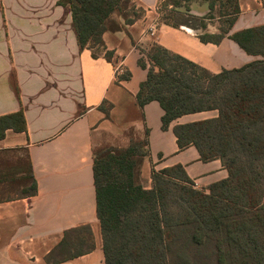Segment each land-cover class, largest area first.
<instances>
[{
    "label": "trees",
    "instance_id": "16d2710c",
    "mask_svg": "<svg viewBox=\"0 0 264 264\" xmlns=\"http://www.w3.org/2000/svg\"><path fill=\"white\" fill-rule=\"evenodd\" d=\"M193 1L206 2L209 11L190 13ZM215 2L160 0L158 10L163 23L189 27L202 42L219 43L229 37L246 53L261 58L212 73L151 43L139 48L138 64L147 73L135 99L141 108L152 100L159 103L162 129L181 115L215 110L213 117L175 125L173 133L180 149L193 145L202 161L219 159L227 177L204 192L194 188L181 165L151 166L152 184L144 187L141 164L149 154L147 128L142 137L132 128L126 130L129 142L124 147L94 146L92 174L104 264H264V24L229 33L238 2L233 0L217 15ZM58 3L70 10L78 46L93 56L102 50L106 59L112 52L104 46L103 32L121 30L141 14L131 0ZM215 22L216 31L211 32L209 25ZM129 76L124 70L117 81ZM103 104L99 108L108 116L111 105ZM25 127L22 110L0 115V139L7 129ZM25 160L26 170L10 171L8 163L0 164V185L10 182L22 189L14 197L36 193L31 164ZM80 229L88 236L86 249L53 258L58 250L64 251L68 233ZM93 248L90 227L82 225L66 231L45 262L58 264Z\"/></svg>",
    "mask_w": 264,
    "mask_h": 264
},
{
    "label": "crops",
    "instance_id": "0c3cea01",
    "mask_svg": "<svg viewBox=\"0 0 264 264\" xmlns=\"http://www.w3.org/2000/svg\"><path fill=\"white\" fill-rule=\"evenodd\" d=\"M58 1L0 0V115L22 110L26 124L24 131H5L0 155L23 152L36 180L34 195L0 199V264H47L45 256L65 232L82 225H89L94 248L58 264H104L92 148L126 146L129 128L139 137L148 129L143 179L151 181V166L181 165L194 188L208 192L210 184L227 177L219 159L202 161L193 145L180 149L173 133L175 125L213 117L215 110L181 115L162 129L157 101L138 106L135 95L147 73L138 64L139 48L157 43L212 73L258 59L229 37L202 42L189 27L163 23L160 0H131L140 16L121 30L103 32L110 59L102 50L93 56L78 46L70 10ZM237 2L229 33L264 24V0ZM208 11L206 2L189 10ZM117 66L130 73L128 79L117 81ZM103 102L111 105L108 116L99 108Z\"/></svg>",
    "mask_w": 264,
    "mask_h": 264
},
{
    "label": "rangeland",
    "instance_id": "374dc122",
    "mask_svg": "<svg viewBox=\"0 0 264 264\" xmlns=\"http://www.w3.org/2000/svg\"><path fill=\"white\" fill-rule=\"evenodd\" d=\"M193 2L190 3V5L193 4ZM187 3L188 2H184L183 5ZM230 5H233V0H216L213 12L215 15H217L218 13H223V11H225L227 7H230ZM164 12L166 11L162 10V13ZM226 19H227L226 17H223L221 19L223 24H225ZM258 58L261 57L258 56ZM19 155H21V157H19ZM3 162L8 163V165L10 166V171L26 170L27 168V163L23 152L20 153L15 151L5 152L2 155H0V164H2ZM151 184H152L151 181H148L147 177H145V179L142 178V185L144 187L150 188L149 185L151 186ZM21 193H22V189L18 185H14L10 182L0 185V199L14 197L16 195H20ZM88 243L89 240L85 232V229H80L79 231H70L67 236L66 245L63 247L64 251L61 252L58 250L56 253L53 254L52 257L57 258L60 256V254L67 255L69 253L85 250L86 247L89 245Z\"/></svg>",
    "mask_w": 264,
    "mask_h": 264
},
{
    "label": "built area",
    "instance_id": "2783aa9c",
    "mask_svg": "<svg viewBox=\"0 0 264 264\" xmlns=\"http://www.w3.org/2000/svg\"><path fill=\"white\" fill-rule=\"evenodd\" d=\"M115 69H116V73H117L116 75L121 74V73L124 72V69L122 67H120V66H117Z\"/></svg>",
    "mask_w": 264,
    "mask_h": 264
}]
</instances>
